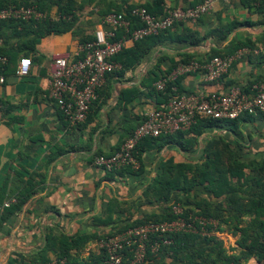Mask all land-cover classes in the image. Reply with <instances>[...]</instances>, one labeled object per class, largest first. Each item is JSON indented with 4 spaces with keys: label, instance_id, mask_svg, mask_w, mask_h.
Returning <instances> with one entry per match:
<instances>
[{
    "label": "crops",
    "instance_id": "0c3cea01",
    "mask_svg": "<svg viewBox=\"0 0 264 264\" xmlns=\"http://www.w3.org/2000/svg\"><path fill=\"white\" fill-rule=\"evenodd\" d=\"M154 1L79 0L83 10L78 23L85 34H91L101 27L100 14L144 8ZM200 1L163 0V4L185 9ZM243 3V0H215L211 12L200 21L178 26L175 33L188 29L206 37L205 41L197 46L172 41L155 48L135 70L109 80L110 97L104 100V92L96 97L98 104L92 108L90 121L79 126H70L50 98L54 59L77 58L80 44L71 32L41 40L36 47L38 61L29 57L34 61L26 78L3 76L4 82L0 84V264H30L36 259L53 262L56 254L52 247L61 238L98 236L88 239L80 249L70 251L72 260L82 264L102 255L98 242L103 236L145 216L164 212L163 202L149 203L143 196L159 175L161 163L169 159L174 164L195 161L207 140L228 135L226 129L205 132L193 154L183 152L175 144L166 145L160 152L146 150L141 156L140 171L106 173L94 166V159L114 154L150 112L162 107L154 97H149L148 78L166 75L182 60L204 64L215 53L225 54L232 45L250 40L258 53L234 62L220 80L206 83L203 72L199 71L182 76L180 86L186 94L206 96L225 94L236 85L249 90L264 82V16ZM51 14L55 16L56 10ZM233 21L244 24L225 41L209 35L220 25ZM132 46L128 42L126 48ZM20 59L17 58L16 67ZM131 88H137L140 94L128 103L122 102L121 93ZM241 129L240 140L248 148L244 152L264 151V121L254 120ZM33 185L34 189L23 201V193L29 192ZM111 203L117 207L113 215L116 223L101 227L98 220L104 218ZM6 204L9 206L5 207ZM252 263L258 264L255 259L248 262Z\"/></svg>",
    "mask_w": 264,
    "mask_h": 264
},
{
    "label": "trees",
    "instance_id": "16d2710c",
    "mask_svg": "<svg viewBox=\"0 0 264 264\" xmlns=\"http://www.w3.org/2000/svg\"><path fill=\"white\" fill-rule=\"evenodd\" d=\"M243 2L249 10L253 8L256 13L264 16V0H243ZM11 7H35L44 15V19L0 21V59H6L5 65L0 62V69L4 77L8 75L16 77L15 64L19 57H31L38 61L36 47L45 37L71 32L74 37L78 38L80 46L93 40L95 30L91 34H85V29L78 23L83 10V5L79 3V0H0V10ZM143 7L152 16L163 17L165 15L163 0H155L152 5ZM53 9L56 10L54 17L51 14ZM107 12L100 14L102 19L109 13H123L128 20L131 18L130 10L116 9ZM183 24H175L172 28L157 35L136 41L132 47L125 48L117 54L113 61L121 65V70L106 76L104 85L97 91V97L102 96L104 92V100H107L111 95L107 86L109 80L135 70L155 48L172 41L187 43L191 46H197L205 41L206 37L188 29H183L180 34L175 33L174 30ZM243 24L233 21L229 25H220L209 35L214 36L218 41H225L237 27ZM246 24L251 26L250 23ZM141 26L140 22L133 19L130 31ZM122 35V32L116 33V39H120ZM244 48L254 51L256 45L250 40L237 43L228 48L225 54L215 53L210 59L230 56ZM188 62H190L189 59L181 61V63ZM178 65H174L166 75ZM164 76L148 78L150 80L148 83L149 97H154L157 104H162V107L155 110L163 108L169 100L186 94L180 86L181 77L174 82L167 83L163 91H158L154 85ZM251 88L249 87V90L243 88V91L250 94ZM139 94L137 88L125 90L121 93V101L128 103ZM94 104H98L97 98L92 102L84 123L90 121ZM257 119L264 121V113L255 116L242 115L232 121L203 119L198 120L188 131L145 138L139 142L133 151L134 157L140 164L137 171H140L141 156L146 150L160 152L166 145L175 144L183 152L193 154L200 144L199 138L205 132L213 128H224L228 132L226 136L209 138L201 150V155L193 162L174 164L170 159L162 162L159 175L143 193V196L149 203L163 202L164 212L161 215L145 216L143 219L133 221L126 227L118 229L123 230L147 222L172 221L175 219L172 213L173 206H181L183 217L186 219L193 217L214 222L217 225L215 227L210 224L205 225L203 229L206 234L204 235L198 232L166 236L170 244L162 246L156 255L148 253L146 264H248L251 259H255L258 264H264V151L252 154L244 152L248 148L240 140L243 137L242 125L252 124ZM128 170L130 171L131 168L124 167L113 172L122 174ZM32 188L34 189V185L29 192L26 190L23 193V201L28 198ZM116 211L117 207L114 203L109 204L104 212V218L98 220L99 226L108 227L115 224L113 215ZM195 225L197 231H200L201 226L197 223ZM225 229L231 231L234 236H238L236 241L238 253H231L232 250L225 246V239L214 235ZM116 232L117 230L103 237H110ZM96 238H98L96 235L61 238L58 245L52 247L56 254L55 260L65 259L69 264H79L72 260L70 251L80 249L88 239ZM103 260L104 254L102 253L100 257H93L82 264H102ZM49 262L36 259L30 264H48Z\"/></svg>",
    "mask_w": 264,
    "mask_h": 264
},
{
    "label": "built area",
    "instance_id": "2783aa9c",
    "mask_svg": "<svg viewBox=\"0 0 264 264\" xmlns=\"http://www.w3.org/2000/svg\"><path fill=\"white\" fill-rule=\"evenodd\" d=\"M214 1L203 0L195 7L185 9L165 6L163 17L152 16L145 8L131 9L130 20L123 13L107 14L102 19L101 27L94 32L93 40L79 46L77 59H70L68 56L54 59L50 81L52 102L70 126L75 127L84 123L90 106L97 97V91L105 83L106 76L121 70V65L114 62L113 58L126 48L128 42L134 43L157 35L175 24L196 23L211 12ZM42 19L44 15L35 7H11L0 10V21ZM133 19L142 26L130 31ZM118 32L123 33L120 39H116ZM257 53L255 50L244 48L230 56L214 57L204 64L197 61L181 63L154 86L158 91H163L167 83L199 71L203 72L204 82L212 83L220 80L234 62L243 56ZM0 62L5 65L6 59L1 58ZM31 66L29 58H21L16 67V77L29 76ZM3 82L4 77L0 69V84ZM259 113H264V82L253 87L250 94L245 93L243 88L237 85L232 86L225 94L206 96L182 94L169 100L163 108L150 112L122 144L119 151L110 156L99 155L93 163L105 172H113L124 167L138 170L140 165L133 151L145 138L188 131L198 120L232 121L242 115L255 116ZM8 206L9 204L5 205ZM172 213L175 216L172 221L147 222L117 230L110 237H103L98 242L104 254L102 264H146L148 253L156 255L162 246L170 244L166 236L198 232L204 235L205 225L216 226L214 222L203 219L184 218L181 206H173ZM196 223L201 226L200 231H197ZM48 264L69 263L63 259Z\"/></svg>",
    "mask_w": 264,
    "mask_h": 264
},
{
    "label": "rangeland",
    "instance_id": "374dc122",
    "mask_svg": "<svg viewBox=\"0 0 264 264\" xmlns=\"http://www.w3.org/2000/svg\"><path fill=\"white\" fill-rule=\"evenodd\" d=\"M52 16H53V14H52ZM216 234H218L220 238L225 239V241H226L225 246L227 249L232 250L231 253H238L239 250L237 249V245H236V241L238 240V236H234L231 233V231H229L228 229H225L221 233L216 232ZM252 264H254V263H252Z\"/></svg>",
    "mask_w": 264,
    "mask_h": 264
}]
</instances>
